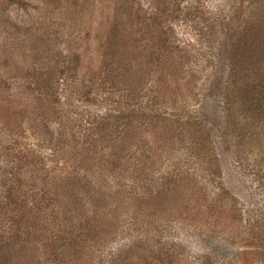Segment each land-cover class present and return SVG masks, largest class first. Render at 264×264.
I'll return each mask as SVG.
<instances>
[{
    "label": "rangeland",
    "instance_id": "1",
    "mask_svg": "<svg viewBox=\"0 0 264 264\" xmlns=\"http://www.w3.org/2000/svg\"><path fill=\"white\" fill-rule=\"evenodd\" d=\"M152 2L0 0V184L8 162L34 152L20 194L54 178L52 194L81 207L89 180L117 187L103 211L116 220L90 264L121 249L136 264L169 251L171 264H264V114L223 106L226 79L234 92L264 79L255 1ZM67 133L85 150L79 175L59 144ZM54 246L22 237L13 252L19 264H86Z\"/></svg>",
    "mask_w": 264,
    "mask_h": 264
},
{
    "label": "trees",
    "instance_id": "2",
    "mask_svg": "<svg viewBox=\"0 0 264 264\" xmlns=\"http://www.w3.org/2000/svg\"><path fill=\"white\" fill-rule=\"evenodd\" d=\"M150 1L153 3V0ZM254 1L255 4H253L251 10H248L247 16L258 26H264V0ZM247 5L249 7L250 4ZM116 8L115 11L109 15L110 21L108 22V27H112V31H116L119 27L117 23L120 20ZM101 25L103 29L100 28L99 32L106 33L105 26L102 23ZM171 36H174V34ZM175 39L176 38H171L169 42V48L171 50V42ZM101 49L102 46H99V48L91 52L90 56L93 58V61L95 59L96 62L99 61L97 59L101 57L99 54ZM258 51L263 53L261 48H258ZM187 52L186 50V53ZM68 56L70 57V55L66 57ZM0 77L3 78V76ZM7 83L10 84V86L12 84L6 81V79L2 80V85ZM235 83V80L228 78L226 79V83L223 84L224 90L226 91L223 99L224 110H226L224 113L226 112V115L229 117L232 111L236 110L242 117L250 116L251 118H253V115L260 116L259 114L261 112L264 114V79L255 86L250 87L249 85H243L242 89L240 88L236 92L231 90L233 88L235 89ZM81 84L82 88L86 89L84 82H81ZM12 88L13 86L11 89ZM50 89H52V85L48 81L46 83V92L48 93ZM235 93H237V95ZM62 115L63 114L58 116L53 115V117L59 118L60 121ZM47 117L46 115V119ZM47 129L48 127H46V139L53 136L51 135L52 131H48ZM227 131L229 132L232 130L228 128ZM63 132L64 131H60V133ZM67 135H69L68 140L61 141L59 144L61 147L65 145V153H67L70 160H74L73 164H77L76 172L79 175L80 171L78 168L83 162V159H80V155L84 154L85 150L83 147H79L78 142L75 143L72 134L67 133ZM249 136L251 137V134ZM56 152L57 149L52 150V153L55 155H57ZM23 154V157L21 156L22 159L12 161V164L8 162V169L5 170L6 175H4V178L8 181L9 187L3 188L2 184H0V264H19L17 260L21 261L22 259H18L14 256L13 251H15L16 241L22 237L25 242H29L34 246L36 243H41L45 249L47 243H51L52 246L55 244L53 249L56 253L61 251L65 257H71L72 261H76L75 259L80 261L85 260L86 264H90V258L96 255V249L100 247L98 251H101L104 246V241L110 234L111 222L116 220V217L113 216V210L110 209L104 214L103 211L112 206L110 202L107 203V200L118 195L119 192L117 191V187L113 188L108 183L99 184V180L93 181V183L89 180L88 185L90 184L94 193L84 196L83 201L85 204L81 206L82 208L78 206L80 204L77 200H74V198L65 199L57 193L52 194V181H55L54 178L48 179V181H46V188L42 190L34 189L30 194H20L17 192L19 191L18 183L20 182L18 180L22 179L24 176L25 178L33 176L36 171V169H34L35 160H33L35 156L34 152ZM105 155L106 153L104 156ZM19 171L23 173L19 175ZM179 181L182 180L179 179ZM109 191L110 193L108 194ZM76 195L79 194L76 193ZM137 198L143 199V197L140 196ZM16 251L19 252L20 250ZM111 254L113 255H106L103 259L98 258L99 263L136 264L126 253V249L116 250ZM167 256L166 262L159 261V263L171 264L170 259L176 257L171 251L168 252ZM177 258L179 261L180 256Z\"/></svg>",
    "mask_w": 264,
    "mask_h": 264
}]
</instances>
